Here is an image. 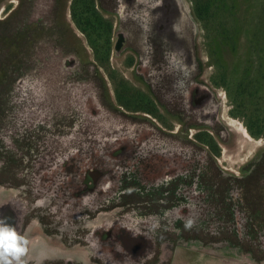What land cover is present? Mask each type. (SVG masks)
I'll return each mask as SVG.
<instances>
[{"label":"rangeland","instance_id":"374dc122","mask_svg":"<svg viewBox=\"0 0 264 264\" xmlns=\"http://www.w3.org/2000/svg\"><path fill=\"white\" fill-rule=\"evenodd\" d=\"M72 1L0 0V219L28 264L86 212L91 264H264V0H199L204 21L195 0H94L104 65ZM102 233L153 256L104 260Z\"/></svg>","mask_w":264,"mask_h":264},{"label":"flooded vegetation","instance_id":"af4514ba","mask_svg":"<svg viewBox=\"0 0 264 264\" xmlns=\"http://www.w3.org/2000/svg\"><path fill=\"white\" fill-rule=\"evenodd\" d=\"M148 108H149V112L147 115L149 116L153 115L154 112H153L152 102L151 103L149 102ZM240 133L242 134L244 138H248L244 132H240ZM207 146L210 147L208 144ZM92 178L93 176L91 173L85 175L86 182L92 181ZM72 211H74V209ZM89 216L90 215L86 212L83 216H81L80 214L78 218L72 215L65 216L68 221H62V219L60 218L54 220V222L52 221L51 224L53 223L52 224L53 228L51 227L52 235H50L52 237L47 238L46 240L41 238L42 241L40 242V244H36V245H44L48 247L51 254L47 258L40 259L38 263L40 264L41 263L42 264H91L92 237L86 230V226H87V225L85 226L86 220L83 219L85 217L89 218ZM81 218L82 220H79ZM213 219H214V216H213ZM40 225L41 227L47 226L44 224L42 220H40ZM43 233L46 235L48 234L47 232H44V231ZM106 234L107 233H102L101 237L99 236L94 237V239H99V243L103 242L105 243L106 246L110 245V246H114V248L116 247L115 249L111 247V249H114L115 252H112V253L105 252V253H100L97 255L103 258L104 260H112V262H114L115 259L117 260L120 259L121 261L127 260V261L133 262L134 260H137L144 256H146L147 260L151 256H153L152 252L149 251V249L147 248L144 249V244H148L144 240H142L141 242L138 238H133V239L124 238L123 240H120L119 238H117L116 240H112L113 238L111 237L109 238L105 236ZM147 240L149 241V239ZM48 241H50V243ZM126 241L127 243H125ZM76 247H79V248H76ZM120 250H123V252H121ZM142 250L144 251L142 252ZM108 254L111 255V259L107 258ZM118 262L120 261H117V263L115 261L114 263L118 264ZM102 264H106V263H102ZM126 264H131V263L126 262Z\"/></svg>","mask_w":264,"mask_h":264},{"label":"trees","instance_id":"16d2710c","mask_svg":"<svg viewBox=\"0 0 264 264\" xmlns=\"http://www.w3.org/2000/svg\"><path fill=\"white\" fill-rule=\"evenodd\" d=\"M70 12L73 22L75 23L77 28L81 30L82 33L86 36L88 44L92 49L94 59L100 65L106 64L108 61L109 54L108 45L109 35L111 33L112 28L111 24L103 20V18H101L100 16H98L94 6V0H73L70 7ZM195 13L199 20H206L204 17H206L209 13L208 2L202 4L199 2V0H195ZM99 29L101 31L104 30V40ZM117 101L120 103L119 96H117ZM148 104H146L145 106L136 107L134 108V110L148 114ZM246 129L252 137L257 136L251 131L248 126ZM209 146H211L210 143Z\"/></svg>","mask_w":264,"mask_h":264},{"label":"clouds","instance_id":"9594fccd","mask_svg":"<svg viewBox=\"0 0 264 264\" xmlns=\"http://www.w3.org/2000/svg\"><path fill=\"white\" fill-rule=\"evenodd\" d=\"M192 225L189 220L185 226L191 228ZM31 244L26 234L7 223L6 218L0 219V264H28Z\"/></svg>","mask_w":264,"mask_h":264}]
</instances>
